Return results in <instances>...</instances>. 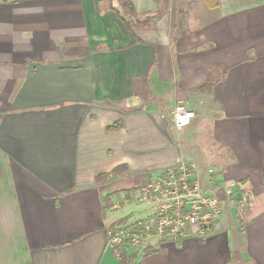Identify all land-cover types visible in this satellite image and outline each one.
I'll use <instances>...</instances> for the list:
<instances>
[{"label":"crops","instance_id":"obj_1","mask_svg":"<svg viewBox=\"0 0 264 264\" xmlns=\"http://www.w3.org/2000/svg\"><path fill=\"white\" fill-rule=\"evenodd\" d=\"M182 1L0 0V264H264V0ZM198 152L215 232L111 249L146 214L111 199Z\"/></svg>","mask_w":264,"mask_h":264},{"label":"built area","instance_id":"obj_2","mask_svg":"<svg viewBox=\"0 0 264 264\" xmlns=\"http://www.w3.org/2000/svg\"><path fill=\"white\" fill-rule=\"evenodd\" d=\"M195 118L193 110L178 104L172 124L181 131ZM223 192L226 199L236 202L233 186L225 187ZM133 200L146 214L107 230L108 246L116 252L155 248L164 242L180 244L189 235L203 240L215 232L224 212L223 199L207 192L197 163L189 160L168 167L161 176L121 201L112 198L109 207L118 209ZM239 203L245 205V201L239 200Z\"/></svg>","mask_w":264,"mask_h":264},{"label":"rangeland","instance_id":"obj_3","mask_svg":"<svg viewBox=\"0 0 264 264\" xmlns=\"http://www.w3.org/2000/svg\"><path fill=\"white\" fill-rule=\"evenodd\" d=\"M147 5L145 6L146 8L148 7V5L149 6H151V0H143ZM170 1V4H169V6H168V8L167 7H165V10H167L169 13H170V15L171 14H175V12H177L178 11V7H180V6H185L186 7V2H183L182 0H169ZM189 9L191 10V7H189ZM182 10V9H181ZM182 11H184V10H182ZM182 14V13H181ZM183 15V14H182ZM138 27V26H137ZM172 119H173V117H172ZM171 132H173V134H175L176 132H177V130L176 129H172L171 130ZM185 156H187V155H185V154H183V157L185 158ZM199 156H200V153L198 152V153H195L194 155H193V158H194V160H192V161H194V162H196L197 164H199V161H198V159L197 158H199ZM151 174V178H156L157 176H158V174H159V171H156L155 173H150ZM205 187H206V189H207V192L209 193V194H212V192H211V190L209 189L210 187L209 186H206L205 185ZM223 189L224 188H222V191H223ZM222 191H219L218 193H217V195L219 194V196L221 197L222 195H221V193L220 192H222ZM236 196V195H235ZM236 198H238V196L236 197ZM233 220H234V218H233ZM140 251H144L145 252V250H140Z\"/></svg>","mask_w":264,"mask_h":264},{"label":"trees","instance_id":"obj_4","mask_svg":"<svg viewBox=\"0 0 264 264\" xmlns=\"http://www.w3.org/2000/svg\"><path fill=\"white\" fill-rule=\"evenodd\" d=\"M122 1V5L125 7V8H131L132 7V4L130 2V0H121ZM117 15H118V12H117ZM120 127V124H116L113 128L114 129H118ZM152 252H155L154 248H148V249H145V253L146 254H150Z\"/></svg>","mask_w":264,"mask_h":264}]
</instances>
